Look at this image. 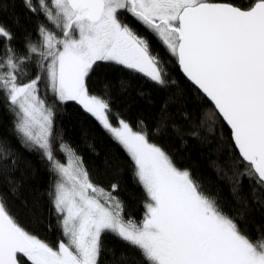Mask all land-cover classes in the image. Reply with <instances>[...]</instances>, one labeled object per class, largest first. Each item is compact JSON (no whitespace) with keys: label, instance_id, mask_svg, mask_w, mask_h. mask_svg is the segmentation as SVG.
Wrapping results in <instances>:
<instances>
[{"label":"snow or ice","instance_id":"1","mask_svg":"<svg viewBox=\"0 0 264 264\" xmlns=\"http://www.w3.org/2000/svg\"><path fill=\"white\" fill-rule=\"evenodd\" d=\"M24 3L44 20L35 36L26 33L22 47L0 25V104L16 117L14 129L22 146L42 152L58 173L50 204L62 239L56 247L49 245L7 210L2 189L16 190L18 161L0 140V264H100L107 234L138 252L139 264H264V242L244 233L237 217L202 192L149 131L133 130L113 109L114 94H127L139 78L169 91L157 134L167 128L170 109L186 105L184 94L169 87L165 60L153 51L158 45L213 106L212 126L222 118L230 127L238 167L244 169L237 176H247L255 185L251 203L240 195L239 180L232 189L244 214L264 208V0ZM128 16L144 35L127 22ZM101 64L124 76L106 80L94 93L92 78ZM41 85L51 91L53 104L77 102L126 151L145 194L142 223L125 219L115 195L117 183L105 190L90 179L82 159L65 165L55 157L53 143L59 139L64 151V142L54 131V111L41 98ZM259 239L264 241V234Z\"/></svg>","mask_w":264,"mask_h":264},{"label":"trees","instance_id":"2","mask_svg":"<svg viewBox=\"0 0 264 264\" xmlns=\"http://www.w3.org/2000/svg\"><path fill=\"white\" fill-rule=\"evenodd\" d=\"M36 3L37 0H33V4ZM2 5H6V8L0 10V25L10 30L15 36L16 46L22 47L26 33L35 36L44 17L29 10L24 0H0ZM126 19L139 34H145L133 18L128 16ZM153 51L160 52L164 58L162 67L167 72L169 87L184 94L186 105L170 109L167 128L157 134L155 125L169 91L152 87L145 78H139L132 81L127 94H114V111H119L133 130L143 128L149 131L153 142L169 154L179 169L190 172L202 192L215 198L226 214L237 217L244 233L257 243L264 242L259 239L264 234V208L254 207L244 214L242 204L233 196L232 189L239 180L240 195L247 196L251 203L249 193L255 185L247 176H237V172L244 169L238 167V152L229 129L221 118L212 126L213 107L184 78L175 59L168 61L158 45L154 44ZM123 76V73H114L109 66L101 64L92 78L94 93L99 92L106 80ZM139 92L144 95H139ZM40 95L53 108L54 131L58 137L62 135L64 149L75 158L82 159L84 168L96 185L109 190L111 184L117 183L119 187L115 195L124 206L125 219L142 223L145 194L136 182L133 164L123 147L77 102L53 104L52 93L44 85L40 86ZM140 121H143V125ZM15 122L14 114L0 104V140L11 147L18 161L14 177L16 190L10 191L8 186L2 189L6 208L26 231L56 247L62 239V231L51 210L50 192L58 174L42 152L22 146L14 129ZM59 144V139L53 143V152L65 164L64 152L59 150ZM113 169L117 171L113 172ZM100 264H139V253L114 234H107L103 240Z\"/></svg>","mask_w":264,"mask_h":264},{"label":"rangeland","instance_id":"3","mask_svg":"<svg viewBox=\"0 0 264 264\" xmlns=\"http://www.w3.org/2000/svg\"><path fill=\"white\" fill-rule=\"evenodd\" d=\"M82 107V106H81ZM102 126V125H101ZM103 127V126H102ZM111 135V134H110ZM112 136V135H111ZM64 156H65V165H67L68 164V161L70 160V159H76L69 151H67L66 149H64ZM58 174V173H57ZM58 178H59V176H58Z\"/></svg>","mask_w":264,"mask_h":264},{"label":"water","instance_id":"4","mask_svg":"<svg viewBox=\"0 0 264 264\" xmlns=\"http://www.w3.org/2000/svg\"><path fill=\"white\" fill-rule=\"evenodd\" d=\"M178 64V63H177ZM178 67H179V65H178ZM179 70H180V72H181V74L184 76V78L192 85V83L187 79V77L185 76V74L183 73V71H182V69L179 67ZM194 88H195V86H193ZM196 89V88H195ZM196 90H198V89H196ZM200 94H202V93H200ZM203 95V94H202ZM206 99V98H205ZM207 100V99H206ZM208 101V100H207ZM209 102V101H208ZM210 103V102H209ZM211 104V103H210ZM212 106V105H211ZM213 107V106H212ZM221 120H222V118H221ZM223 121V120H222ZM224 122V121H223ZM224 124L227 126V124H226V122H224ZM227 128L229 129V131H230V133H231V130H230V127L229 126H227ZM232 142H233V140H232ZM233 144H234V142H233Z\"/></svg>","mask_w":264,"mask_h":264}]
</instances>
